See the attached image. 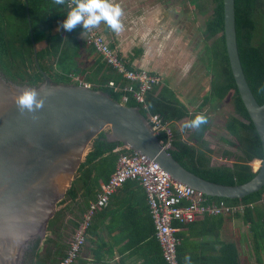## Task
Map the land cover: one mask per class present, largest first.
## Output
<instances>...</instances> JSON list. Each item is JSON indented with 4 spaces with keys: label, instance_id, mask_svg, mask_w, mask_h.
<instances>
[{
    "label": "trees",
    "instance_id": "16d2710c",
    "mask_svg": "<svg viewBox=\"0 0 264 264\" xmlns=\"http://www.w3.org/2000/svg\"><path fill=\"white\" fill-rule=\"evenodd\" d=\"M208 3L212 13L206 18L205 28L202 30L204 48L201 60L209 83L201 103L197 107H190L164 83L147 94L149 112L141 110L147 119L149 113H152L171 123L174 139L169 152L181 165L209 181L241 185L256 176L252 163L262 160L263 149L231 70L224 34L223 0H192L191 5L195 9H203ZM235 11L241 63L257 101L264 105V0H235ZM64 14L66 19V0ZM47 15L46 9L38 0H0V70L16 83L39 85L44 80V73L56 82H74L70 75L73 74V60L78 52L72 53L74 44L71 40L76 42V36L84 29L78 25L72 31H67L66 38L54 39V18ZM41 43L45 44L39 47ZM92 49L94 50L93 47ZM128 66L134 69L129 63ZM111 80L116 82L119 90L108 86ZM127 84V80L122 76L114 74L94 88L103 90L121 103L123 95L126 94L129 96L126 105L141 107L131 93L122 90ZM226 101L231 102L233 109L225 123V129L232 140L224 141L239 151V155L231 164L215 163V152L207 139L212 130L214 112L219 104ZM197 114H203L206 122L199 128L185 127ZM105 138L103 132L89 147L71 188L59 203L57 212L49 223L48 235L43 242L45 249L42 250L40 242H37L28 253L32 264H61L73 240L72 234L88 211L90 201L96 199L103 185L109 181L120 156L123 153H134L122 143L108 142ZM158 139L162 140L161 137ZM119 148L122 150H118ZM233 155L228 150L223 152V158L229 159ZM263 195L264 188L235 200L207 196L209 201H225L228 205L244 206L243 213L236 212L227 216H244V222H250L253 244L257 251V261L254 263L250 258L242 256L236 242L223 243L215 264H264V203L261 202ZM65 204L66 207L62 208ZM100 211L96 212L91 222L87 240L90 235L95 234L96 216ZM70 215L73 218L68 219ZM187 224L174 221L177 229ZM176 236L180 245L178 231ZM179 245L178 261L180 264H188Z\"/></svg>",
    "mask_w": 264,
    "mask_h": 264
},
{
    "label": "water",
    "instance_id": "95a60500",
    "mask_svg": "<svg viewBox=\"0 0 264 264\" xmlns=\"http://www.w3.org/2000/svg\"><path fill=\"white\" fill-rule=\"evenodd\" d=\"M223 3L231 70L263 149L256 176L241 185L209 181L189 171L161 145L141 107L118 102L82 82H56L44 73L39 85L19 84L0 70V264H23L35 243L42 247L59 203L89 147L103 132L108 142L146 155L177 182L208 197L235 200L264 188V105L257 101L241 63L235 0ZM33 87L44 105L34 113L22 112L14 96Z\"/></svg>",
    "mask_w": 264,
    "mask_h": 264
},
{
    "label": "crops",
    "instance_id": "0c3cea01",
    "mask_svg": "<svg viewBox=\"0 0 264 264\" xmlns=\"http://www.w3.org/2000/svg\"><path fill=\"white\" fill-rule=\"evenodd\" d=\"M38 1L43 4L47 16L54 18V39L66 38L67 30L62 27L65 2L58 5L56 0ZM111 2L119 4L123 10L120 17L123 28L115 32L102 21L96 26L97 30L135 70L145 69L159 74L163 84L166 83L179 96L175 85L179 86L180 82L175 74L188 76L196 71L194 62L190 60L187 63L179 49V39L174 33L178 30L170 26L168 0ZM71 42L74 44L72 53L78 52L73 60V74L70 75L73 81L96 87L109 76L118 74L88 44L84 30L76 36V42ZM184 97L179 98L190 107H197L202 101H196L191 92H187ZM253 165L255 169L260 167V163ZM69 218H73L72 215ZM249 223L244 222V216L198 217L178 229L179 246L182 247L184 258L190 257L188 264H215L222 244L236 242L242 256L255 263L257 251ZM41 249H45L43 244ZM76 264H166L162 246L156 236L147 193L138 181H127L112 195L108 206L98 213L95 234L88 237Z\"/></svg>",
    "mask_w": 264,
    "mask_h": 264
},
{
    "label": "built area",
    "instance_id": "2783aa9c",
    "mask_svg": "<svg viewBox=\"0 0 264 264\" xmlns=\"http://www.w3.org/2000/svg\"><path fill=\"white\" fill-rule=\"evenodd\" d=\"M75 3L76 0H66L67 13L71 7L75 6ZM84 32L88 44L94 48L104 62L127 80L128 84L122 90L131 93L141 109L149 112L147 94L163 83L162 77L145 69L129 68L125 58L111 46L96 27L84 30ZM108 86L116 91L120 89L114 80L109 81ZM122 99L126 104L129 96L125 94ZM148 120L154 134L162 138L161 145L169 151L174 139L171 123L163 120L160 115L152 113H149ZM127 181H138L147 193L157 238L167 264H180L177 254L179 239L176 233L178 229L174 226L175 220L190 223L201 216H227L244 210L243 205L232 206L225 201H209L204 193L177 182L158 163L146 155L123 153L109 181L103 185L96 199L90 201L89 209L75 229L70 248L61 264H76L86 244L88 230L96 212L107 207L112 195ZM261 202L264 203V195Z\"/></svg>",
    "mask_w": 264,
    "mask_h": 264
},
{
    "label": "rangeland",
    "instance_id": "374dc122",
    "mask_svg": "<svg viewBox=\"0 0 264 264\" xmlns=\"http://www.w3.org/2000/svg\"><path fill=\"white\" fill-rule=\"evenodd\" d=\"M192 0H168L169 20H171L170 26L177 28L175 31L176 37H178V46L181 54L186 58V62H194V68L196 73L184 74L177 73L176 79L179 81V86L175 85L179 97L185 99V94L191 92L194 94L196 101L202 100V96L208 90V79L205 76V66L202 63L201 55L204 48L203 41V29L205 28V20L212 13L210 4H205L203 9H195L191 5ZM165 5V6H167ZM172 28V29H173ZM196 74V75H195ZM200 74V77H197ZM174 75V74H173ZM190 77V78H188ZM192 77V78H191ZM205 78V81H204ZM163 79V78H162ZM163 84V83H162ZM233 112L232 104L230 101H226L224 104H219V107L215 110L213 115L212 130L208 134L207 139L211 148L214 149L215 163H227L231 164L235 161L236 156L239 155V151L228 144L224 139L232 140V137L227 133L225 129V123L227 117ZM108 130V128L106 129ZM224 150H228L234 155L232 157L223 158ZM253 169H255L252 163Z\"/></svg>",
    "mask_w": 264,
    "mask_h": 264
},
{
    "label": "clouds",
    "instance_id": "9594fccd",
    "mask_svg": "<svg viewBox=\"0 0 264 264\" xmlns=\"http://www.w3.org/2000/svg\"><path fill=\"white\" fill-rule=\"evenodd\" d=\"M64 2L65 0H56L58 5ZM122 14L121 6L112 3L111 0H76L75 6L68 11L62 27L67 31H72L81 25L84 30H89L103 21L112 30L119 32L123 28L120 19ZM14 102L22 112L34 113L44 105V99L34 87L25 89L19 95L14 96ZM205 122L206 117L203 114H197L185 127L199 128ZM185 259L190 261V257L186 256Z\"/></svg>",
    "mask_w": 264,
    "mask_h": 264
},
{
    "label": "flooded vegetation",
    "instance_id": "af4514ba",
    "mask_svg": "<svg viewBox=\"0 0 264 264\" xmlns=\"http://www.w3.org/2000/svg\"><path fill=\"white\" fill-rule=\"evenodd\" d=\"M23 264H32V258L30 256H28V254H27L26 258L24 259Z\"/></svg>",
    "mask_w": 264,
    "mask_h": 264
},
{
    "label": "bare ground",
    "instance_id": "6f19581e",
    "mask_svg": "<svg viewBox=\"0 0 264 264\" xmlns=\"http://www.w3.org/2000/svg\"><path fill=\"white\" fill-rule=\"evenodd\" d=\"M253 163H254V164H259L260 161H259V160H255Z\"/></svg>",
    "mask_w": 264,
    "mask_h": 264
}]
</instances>
